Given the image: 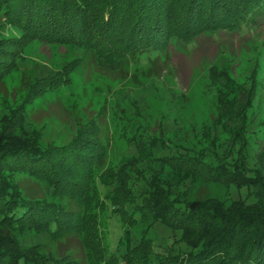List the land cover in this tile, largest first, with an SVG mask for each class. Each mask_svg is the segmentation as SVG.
Instances as JSON below:
<instances>
[{
    "label": "trees",
    "instance_id": "obj_1",
    "mask_svg": "<svg viewBox=\"0 0 264 264\" xmlns=\"http://www.w3.org/2000/svg\"><path fill=\"white\" fill-rule=\"evenodd\" d=\"M263 19L264 0H0V24L19 32L0 37V85L19 69L21 51L32 41L79 47L111 74L148 53L156 54L150 62L163 70L173 37L187 44L203 32H236ZM78 64L79 59L27 78L24 98L10 109L0 130V264H264V168L245 166L246 141L235 150L228 148L227 154L225 150L231 170H220L218 149L165 153L138 142V155L109 165L110 135L99 116V124L93 119L78 124L68 142L39 144V130L27 121L26 107L68 85ZM216 69L213 64L207 73L224 120L220 127L231 129L226 122L241 118L235 129L244 135L254 80L244 102L239 98L243 87ZM152 160L183 178L204 170L212 182L245 185L255 202L238 199L227 212H217L216 207L202 208L199 200H173L165 183L149 180L133 189L130 173L138 161ZM243 169L254 176L242 174ZM97 183L107 190L104 196ZM112 214L120 220V253L105 243ZM157 222L179 232L176 242L185 247L154 250L147 233ZM139 226L144 231L139 239L132 238L130 230ZM25 237L31 242L25 243ZM49 245L58 247L51 250Z\"/></svg>",
    "mask_w": 264,
    "mask_h": 264
},
{
    "label": "rangeland",
    "instance_id": "obj_2",
    "mask_svg": "<svg viewBox=\"0 0 264 264\" xmlns=\"http://www.w3.org/2000/svg\"><path fill=\"white\" fill-rule=\"evenodd\" d=\"M18 33L12 27L0 24V37ZM168 48L167 69L162 70L158 64L153 66L150 59L156 54L148 53L126 65L121 64V72L111 74L79 47L32 41L21 51L23 57L18 61L19 69L5 76L0 85V130L8 122L5 120L10 116V109L24 98L27 78L41 74L45 68L60 69L65 63L79 59V67L70 73L68 85L46 92L26 107L27 121L33 129L39 130L38 142L42 147L68 142L76 134L78 124H86L88 119L99 124V116L106 121L110 135L109 165L121 164L124 159L138 155V142L145 149L152 145L165 153L181 151L185 154L191 149L204 152L208 147L213 151L218 149L217 158L222 164L220 170H231L224 161L225 150L227 154L228 148L235 150L246 141L245 166L263 172L264 19L236 32H203L187 44L175 36ZM164 55L159 53L161 58ZM213 64L216 70L226 71L232 81L243 87L244 93L239 98L244 102V94L248 93L252 78L254 80L251 107L246 111V121L242 126L244 135L235 129L242 122L241 118L232 117L226 122L232 126L231 129L228 125L223 129L220 127L224 120L215 102L216 89L211 87L212 81L207 73ZM158 71H161L160 75L156 74ZM215 143H221V146L217 148ZM206 161L216 163L209 158ZM204 168L208 171L209 167ZM243 170L246 172L242 171V174L254 176L252 170ZM130 175L135 190L154 180L166 184L164 188L172 194L173 200L187 204L199 200L203 202L202 208L216 207L217 212H227L238 199L245 200V204L255 202L246 194L249 187L212 182L204 170L195 178H183L175 175L169 166L162 167L152 160L138 161ZM96 190L100 196L107 191L98 183ZM107 218L106 246L110 251L120 253L124 248L118 245L122 236L119 217L112 214ZM130 231L132 238L139 239L144 230L139 226ZM147 236L154 250L162 251L169 246L174 249L185 247L176 242L179 232H173L160 222L148 229ZM28 238L25 237V243L30 241ZM49 246L51 250L58 247Z\"/></svg>",
    "mask_w": 264,
    "mask_h": 264
}]
</instances>
